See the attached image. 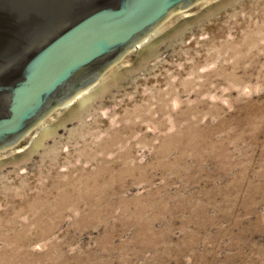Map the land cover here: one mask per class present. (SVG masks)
Masks as SVG:
<instances>
[{
	"label": "rangeland",
	"instance_id": "rangeland-1",
	"mask_svg": "<svg viewBox=\"0 0 264 264\" xmlns=\"http://www.w3.org/2000/svg\"><path fill=\"white\" fill-rule=\"evenodd\" d=\"M0 264H264V0H202L0 151Z\"/></svg>",
	"mask_w": 264,
	"mask_h": 264
},
{
	"label": "water",
	"instance_id": "water-1",
	"mask_svg": "<svg viewBox=\"0 0 264 264\" xmlns=\"http://www.w3.org/2000/svg\"><path fill=\"white\" fill-rule=\"evenodd\" d=\"M200 1L0 0V151Z\"/></svg>",
	"mask_w": 264,
	"mask_h": 264
},
{
	"label": "bare ground",
	"instance_id": "bare-ground-1",
	"mask_svg": "<svg viewBox=\"0 0 264 264\" xmlns=\"http://www.w3.org/2000/svg\"><path fill=\"white\" fill-rule=\"evenodd\" d=\"M173 15H171L170 17H172ZM169 17V18H170ZM152 34H150V35H148L146 38H144L140 43H138V45L137 46H135L132 50H136V49H138L139 48V46L140 45H143V43H145L149 38H150V36H151ZM84 92V91H83ZM83 92H79L77 95H75L73 98H72V100L70 101V103H72L73 101H75L76 100V98L78 97V96H80ZM69 103V104H70ZM68 105V104H67Z\"/></svg>",
	"mask_w": 264,
	"mask_h": 264
}]
</instances>
